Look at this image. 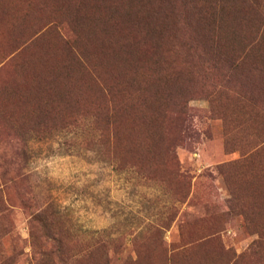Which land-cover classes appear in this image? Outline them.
Masks as SVG:
<instances>
[{"label":"rangeland","instance_id":"rangeland-1","mask_svg":"<svg viewBox=\"0 0 264 264\" xmlns=\"http://www.w3.org/2000/svg\"><path fill=\"white\" fill-rule=\"evenodd\" d=\"M263 28L264 0H0V264H264Z\"/></svg>","mask_w":264,"mask_h":264},{"label":"trees","instance_id":"trees-1","mask_svg":"<svg viewBox=\"0 0 264 264\" xmlns=\"http://www.w3.org/2000/svg\"><path fill=\"white\" fill-rule=\"evenodd\" d=\"M263 30H264V28H263ZM246 45H247V44H245V45L243 44V48H245Z\"/></svg>","mask_w":264,"mask_h":264}]
</instances>
